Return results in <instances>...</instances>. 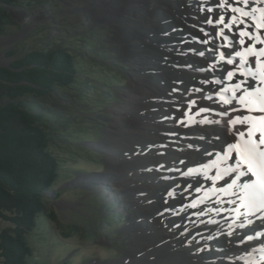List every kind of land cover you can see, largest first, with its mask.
<instances>
[{"label":"rangeland","instance_id":"rangeland-1","mask_svg":"<svg viewBox=\"0 0 264 264\" xmlns=\"http://www.w3.org/2000/svg\"><path fill=\"white\" fill-rule=\"evenodd\" d=\"M116 3L117 0H21L20 6L8 9L10 21L0 36L2 68L10 67L32 50H41L49 42L71 44L79 53L82 39L93 36V45L99 47L89 48L87 53L91 56L80 59L81 76L91 79L94 88H85L81 110L72 109L78 123L69 139L74 143L73 150L64 155L62 149L55 148L61 157L60 174L54 190L47 194L45 214L37 218L36 227L28 236L32 248L28 264H151L141 259L145 249L152 250L155 245L164 247L163 241L158 246L160 237L150 244L152 232L146 233V227L155 228L158 220L155 224H145V220L163 208L162 181L143 184L133 178L121 180L118 166L123 161L116 160H120V155L125 156L119 149L125 141L134 138V134L129 135L132 131L158 137L156 132H150L161 126L156 121L173 115L172 110L165 109L169 103L165 99L202 89L195 77L205 73L210 62L198 60L200 63L196 64V53H192L196 50L190 42L187 60L172 61L168 64L172 71L168 73L164 68L166 61L176 56L181 58L180 54L174 55L180 47L179 33L172 35L173 42L165 37V33L169 36L177 31L180 17L187 14L180 5L172 4L173 8L168 9L166 0H132L129 12H123L116 8ZM163 41L173 53L171 58L165 56L166 47L159 46ZM176 69L181 72L169 77ZM227 69L220 71L226 73ZM56 98L50 100L49 107L57 108V103L67 112L71 94ZM148 100H152L153 106L147 104ZM7 101L0 95V106ZM222 118L226 125L228 120ZM235 123L242 124L245 131L251 124L247 115L235 119ZM136 147L144 149L146 145L136 140L130 148ZM142 193L152 199L139 198ZM181 203L174 207L188 209V205L183 208ZM183 225L169 220L162 225L161 233L171 241L175 227ZM6 226L0 222V232ZM150 253L154 254L155 250ZM212 264L219 263L212 261Z\"/></svg>","mask_w":264,"mask_h":264},{"label":"bare ground","instance_id":"bare-ground-1","mask_svg":"<svg viewBox=\"0 0 264 264\" xmlns=\"http://www.w3.org/2000/svg\"><path fill=\"white\" fill-rule=\"evenodd\" d=\"M131 1L117 0L116 8L129 12ZM172 4L180 5L187 14L180 17L181 24L176 32L169 33V36L165 33V37L172 42V35L179 33L180 47L174 55H181V58L176 56L166 63L164 61L167 73L171 70L168 64L172 61L187 60L190 42L195 46L192 48L196 52L192 53H196V64L198 60H209L210 63L205 73L195 77L198 86L202 87L196 92L201 95L189 90L180 96L175 94L173 97V94L165 99L169 101L165 109L172 110L173 115L166 118L162 115L163 120L156 121L161 126L157 125V129L152 128L150 132H156L158 137L132 131L129 135L134 134L132 136L136 139L125 141L119 149L125 154L116 160L123 161L118 166L121 180L133 178L143 184L162 181L161 187L165 191L161 200L162 211L145 220L146 225L155 224L157 220L158 224L155 228L147 226V232L144 230L152 232L150 244L160 237L158 246L163 241L164 247L155 245L152 250L145 249L141 259L151 264H187L188 261H195L196 264H212V261L219 264H264V257H259L253 250L264 243V234L250 244L243 241L249 231L264 228V213L250 214L236 209L239 190L248 178L244 160L233 156L227 163L228 176L222 179L215 175L221 153L242 135L243 125L235 123V119L247 115L253 123L251 125L263 121L264 114L250 104L245 94L254 84L260 83L259 71L253 62L264 61V5L252 0H166L165 6L172 9ZM161 43L159 46L166 47L165 56L171 58L173 53L167 49L168 44ZM250 48L254 50L255 58L243 64L240 53ZM224 68H228L226 73L220 71ZM180 72L176 69L169 77L174 78L173 74ZM230 80H237L240 87L234 93L235 99L225 101L227 94H222L220 90ZM220 95L221 99H218ZM147 104L153 106L154 103L148 100ZM172 104L174 106L170 107ZM173 116L176 119L172 121ZM222 117L228 120L226 125ZM173 122L174 125H168ZM136 140H141L146 147L131 150ZM260 145L264 146V136ZM196 162L206 166L204 174L194 178L183 177L188 167ZM121 165L124 169H120ZM211 168L214 169L212 172ZM232 182H235L234 186ZM199 195H204V201L199 205L192 204ZM139 198L152 199L147 193L140 194ZM179 201H182L181 205L190 203L188 209H176L174 204ZM169 220L185 223L175 227V236L171 241L161 233L162 225ZM182 248L184 250L178 252ZM154 250L157 255L150 253ZM245 253L253 256L251 261L239 262L238 257Z\"/></svg>","mask_w":264,"mask_h":264},{"label":"trees","instance_id":"trees-1","mask_svg":"<svg viewBox=\"0 0 264 264\" xmlns=\"http://www.w3.org/2000/svg\"><path fill=\"white\" fill-rule=\"evenodd\" d=\"M20 3L0 0V36L10 21L8 9ZM89 37L79 44L81 53L71 44L49 42L10 67H0V95L8 99L0 106V222L7 224L0 232V264H28L32 256L28 236L45 214L47 194L60 174L55 148L64 155L73 150L69 139L78 123L72 109L81 110L85 88H94L91 79L81 76L80 59L91 56L89 48H99ZM63 94L72 97L67 112L57 103V108L49 107L51 99Z\"/></svg>","mask_w":264,"mask_h":264}]
</instances>
